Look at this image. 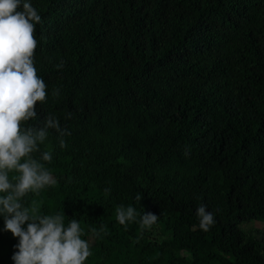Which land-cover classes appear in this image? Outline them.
Wrapping results in <instances>:
<instances>
[{
  "label": "trees",
  "instance_id": "16d2710c",
  "mask_svg": "<svg viewBox=\"0 0 264 264\" xmlns=\"http://www.w3.org/2000/svg\"><path fill=\"white\" fill-rule=\"evenodd\" d=\"M32 3L48 98L29 123L52 114L67 131L49 130L56 182L25 204L79 219L84 264H264V0ZM129 204L158 221L120 224Z\"/></svg>",
  "mask_w": 264,
  "mask_h": 264
},
{
  "label": "clouds",
  "instance_id": "9594fccd",
  "mask_svg": "<svg viewBox=\"0 0 264 264\" xmlns=\"http://www.w3.org/2000/svg\"><path fill=\"white\" fill-rule=\"evenodd\" d=\"M42 16L32 0H0V216L3 231H10L18 242L14 264H84L92 255L90 241L82 238L85 229L79 219L67 224L65 215L40 214L33 202L26 205L28 193H38L54 184L53 173L43 163L53 159L52 151H41L49 130L65 132L60 120L48 114L42 125L30 124L38 118L36 102L48 98V85L38 75L35 50L36 25ZM55 95H59L56 89ZM63 144V140L61 141ZM40 152V158L33 154ZM17 173L12 177L10 174ZM107 191V189H106ZM141 201L142 196H136ZM199 227L208 231L215 224V213L201 203L196 209ZM120 224L138 221L151 228L159 218L154 212L139 213L135 206L119 205ZM93 231H96L93 229Z\"/></svg>",
  "mask_w": 264,
  "mask_h": 264
},
{
  "label": "rangeland",
  "instance_id": "374dc122",
  "mask_svg": "<svg viewBox=\"0 0 264 264\" xmlns=\"http://www.w3.org/2000/svg\"><path fill=\"white\" fill-rule=\"evenodd\" d=\"M260 226H262V225H260Z\"/></svg>",
  "mask_w": 264,
  "mask_h": 264
}]
</instances>
